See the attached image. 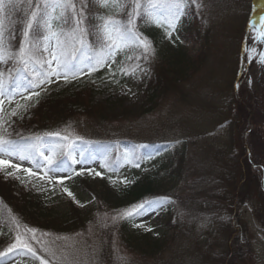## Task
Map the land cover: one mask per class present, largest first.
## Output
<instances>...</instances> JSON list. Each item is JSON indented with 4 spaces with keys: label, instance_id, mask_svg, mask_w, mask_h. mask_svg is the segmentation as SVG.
<instances>
[{
    "label": "rangeland",
    "instance_id": "obj_1",
    "mask_svg": "<svg viewBox=\"0 0 264 264\" xmlns=\"http://www.w3.org/2000/svg\"><path fill=\"white\" fill-rule=\"evenodd\" d=\"M196 1L197 4L202 2V0ZM35 2L36 0H33V6ZM141 2L145 3L146 0H141ZM74 3L77 10L83 8L84 19L81 26L88 29L84 36L86 46L81 51L76 52L72 61L74 65L83 71L75 73V79H73V73L69 72L68 80L65 81L63 78L65 70L62 68L57 69L60 73L59 79L51 76L48 78L51 83L45 80L44 84L36 88L29 87L25 78L11 81L7 71L9 68L20 67L18 73L23 75L26 72L33 74L48 71L43 62L51 59L50 53L43 51L44 41L42 38H36L34 33L33 40L40 48V52L36 54L35 59L40 60L41 63L32 60L25 67L15 57L6 63L0 62V72H3L0 79L3 81L4 92V95L0 96V101H3V104L0 105L3 109L0 112V118H2L0 119V136L5 137V135H1V131L9 127L8 120L13 117L18 119L16 125L22 123L19 128L20 133H23L22 135H34L33 129L45 126V117L53 115L49 111H59L56 106L50 104L42 107L44 111L40 112L37 109L33 112L40 98L49 96L53 98L57 96L65 97L78 90L81 85L93 81L86 67L88 62L81 63L85 56H95L101 48V44L97 41L95 35V29L92 26L100 24L101 17L107 15L126 22L127 13L131 11V0H117L115 5L109 3L108 7H102L96 0H74ZM248 3L249 0H235L233 7H237L239 10L242 9L245 13ZM42 6L43 0H41ZM207 7L209 8L211 5H207ZM49 10L52 12L51 9ZM190 10V7L186 9V15L182 16L177 22L170 37L166 34L167 31L159 32L156 23L150 27H145L147 22L144 16L136 17L134 23L135 30L148 39L152 49H156V46L161 44L162 48L171 46L176 53L181 50L180 55L177 57L188 65L189 74L196 72L195 79L201 80V82H196L198 84V86L195 85L198 90H195L196 95L194 97L189 95L186 99H177L170 90L163 94L159 101L158 99L151 100L148 81L144 78L147 65L143 63V58L147 55V58L150 59L153 52L150 51L145 54L140 46L134 45L139 48L140 53L134 55L132 53L124 54L126 50H130L128 47L118 52L115 57L110 58L105 65H111L113 69H116L119 65L118 69L136 68L134 74L125 75L124 77L123 75H117L115 79L106 77L97 82L93 81L88 85V91L84 94V98L90 101L93 98V100L85 106H77L73 109L75 111L67 114L66 120L61 124L63 134L60 136L59 144L70 142L73 145L72 143L80 138H97L100 140L131 138L143 142L150 140L168 141L169 138L178 136L177 139L186 143L185 153L188 154V160L190 157L192 159L186 163L188 166L183 169L181 179L177 180L179 185L176 188L163 187V190L169 189L176 192L181 200L184 196L192 197L198 202L206 204L205 208L215 206V213L220 216L217 221L223 226L221 229L214 222L205 224L204 222L208 217L207 211L200 213L201 217L205 218L202 223H196L199 234L197 243H199L200 253H203L202 260L197 262L191 256L190 258L188 256V259H184L185 256H179L183 252L177 250L178 243L189 241V237L179 230L180 227H188L184 223L178 228L175 241L171 242L172 235L176 231L166 226V222L173 216V212L177 214L174 223L178 221L179 215L182 218L185 216L183 214L187 206L183 200L182 203L174 202L170 206L171 209H168L162 216L158 215L156 210H144L143 213L137 215L136 223L130 226V230H134L137 234L149 232L153 239H159L160 243H163L162 248L166 249L163 251V255L149 259L144 258L138 252H130L123 238H120L122 214L141 203L110 207L105 204L100 205L102 198L99 197L100 200H97V204H92V195L84 192L78 182L81 177L91 179L94 182L95 191L101 185L115 188L122 184H131L136 180H142L145 175L156 178L159 172L157 168L160 164L158 158L155 157L149 161L140 160L142 162L137 163L139 159H132V154L127 152L129 149L123 145L116 163H113L114 155L104 163L102 158L82 155L80 150L74 148L72 161H60L58 163L59 170L52 171L43 166L44 161L38 154L36 159L40 161L39 165L31 161H19L16 156L9 157L6 153H0L3 159H11L13 163H20L22 166L21 170L11 177L7 176L5 171H0V175L5 180H16L15 189L17 194L27 192L37 195L44 209L54 215L66 214L72 200H76L80 206H87L89 210L88 224L79 230L61 234L38 229L34 233L31 231L16 233L14 242L19 234L22 240L30 245L35 254L24 247H17L8 252L7 250L12 244L10 243L6 251H1V253L8 252L6 253L8 255L0 258V264H42L41 259L38 257L43 255L36 253L37 246L51 257L49 260L43 258L47 264H56L57 260L58 264H100V252L103 244L107 241L113 242L114 254L118 257L119 264H187L190 260L193 264L195 262V264H264V191L259 179L261 177L258 174L259 171L257 173L256 168L248 164L247 158L244 157V149H237L236 151V155L239 156L237 158L239 164L236 163L238 183L231 184L230 187H226V184H224L225 192L222 193L223 197L221 199L219 196L222 194L218 196L219 193L217 195L213 193L221 184H198L202 179L201 176L204 175V168L199 167L198 169V166H195L193 162L202 158L201 161H205V165H210L212 172L216 170L220 173H226V168L229 166L224 164V159L213 158L211 155L210 148L214 145L218 146L221 142H226L228 136L220 137L219 133H216L215 123H211V120L208 121L207 119L211 111L210 109L201 110L202 102L199 98L203 96V93H206L207 84L211 79L216 76L219 77L224 72L226 73L231 62L238 60L237 47L240 45V34L230 39L233 24L232 14L229 15L227 21L226 19L223 21L220 8H209V15L206 11L204 14L197 12L198 19L203 23H207L204 27H198L194 11L192 10V14H190ZM30 11L27 0H0L3 39L5 46L10 51L18 50L20 44L24 41L23 31L26 19L30 16ZM62 11H64L65 16L71 14V9L67 11L62 9ZM95 15L98 16L97 19L94 18ZM53 19L51 21L53 30L59 31L58 27L53 25ZM69 26L72 27L73 25L70 24ZM221 27L223 28L221 29ZM10 29L12 31H9ZM259 29L252 30L251 40L257 36ZM37 31L43 35L48 34L42 23ZM11 36H14L13 40ZM160 36L164 37L163 40L159 39ZM262 39L264 41V37ZM226 40L227 42H225ZM47 46L49 48L55 47V41L49 42ZM229 47L230 50L236 47V51L228 52ZM76 48L79 49L80 45L77 44ZM252 48H255V46H252ZM263 48L261 45L260 54L264 53ZM203 52L205 58H203ZM254 54H257V50L252 53V55ZM252 55L247 56V59L251 58V62L245 78L247 82L243 87L245 91L243 90L242 93L246 100L245 104L248 105V101L254 99L255 109H259L260 113L258 111V114L256 113L251 118L247 116V120H250V124L247 123L249 132L256 130V123L264 117V60H261L260 56L253 58ZM127 56H130L131 59L134 56L136 58L135 62L129 64L128 61L131 59L124 60ZM113 60L115 62H112ZM52 67H55L54 63ZM30 78L36 80L34 75ZM205 78L208 80L206 81ZM36 82L38 83V81ZM217 83L219 84V81ZM183 84H188V81L184 80ZM14 89L16 94L10 95ZM203 89L204 91H202ZM34 92H39V96L32 95L31 99H27L30 93ZM179 93L182 94L184 91L182 90ZM18 103L24 107L16 109ZM245 104L244 106H246ZM13 109L17 111L15 116L11 115ZM246 110H249L248 106ZM199 111L201 112L199 113ZM31 115H34L33 119H29ZM184 116H192V118L187 122ZM23 120L26 122L24 125ZM202 133H205V135H202ZM65 136L68 137L67 140L63 139ZM189 137H193L192 142ZM247 138L252 139L251 136H244L240 140L246 143ZM34 140L27 137L21 141L13 142L17 145H26L34 142ZM256 140L252 145L255 155L262 157L264 148L261 149V142L258 139ZM39 148L45 155L51 154V147L48 144H40ZM137 164L139 167L136 166ZM132 166L134 167L132 168ZM29 167L34 172H38L39 175L29 177L23 171L24 168ZM52 168L56 169L57 165H53ZM7 171H13V169L9 168ZM96 173L101 175H96ZM40 177H43V179ZM207 180H218V177L212 173ZM65 188L73 195L69 196L64 191ZM159 190L161 194H164L161 188ZM168 203L166 201V205H169ZM113 217H116V219L113 220ZM192 228H194V225H192ZM33 237L35 238L33 239ZM194 237L196 236H192V241H194ZM200 255L202 256V254Z\"/></svg>",
    "mask_w": 264,
    "mask_h": 264
},
{
    "label": "trees",
    "instance_id": "obj_2",
    "mask_svg": "<svg viewBox=\"0 0 264 264\" xmlns=\"http://www.w3.org/2000/svg\"><path fill=\"white\" fill-rule=\"evenodd\" d=\"M234 1L235 0H202V2L198 4L197 1L194 4L190 3L193 5V11L196 12L195 18L197 19L196 22L198 27H204V25L207 23H203L200 19H198L197 12L204 14L205 11L208 12L209 8L217 7V9L220 8V15L222 16L223 21L225 19L227 21L229 15L232 14L233 24L230 39H232L234 36H239L241 28L246 22L247 17L242 9L239 10V8L233 7ZM254 1L255 0H250L251 4H253ZM206 4L208 6L211 5V7L208 8ZM90 9L93 10L92 7H90ZM61 10V8H56V10L53 12V25L57 27H63L65 31H69L71 26L65 28L64 20L60 18L62 13ZM97 17L98 16L96 15L94 16L95 19H97ZM145 20L147 22L145 27H150L154 24L153 21L147 20L146 18ZM226 26L227 24L224 27L225 29ZM159 27V32H163L162 30H171L166 28V26ZM222 28L223 27H221V29ZM9 31H12V29ZM11 37L13 40L14 36ZM163 38L164 37L161 36L159 37L161 40H163ZM225 42H227V40ZM238 48L239 47H237V52ZM129 49L130 50H128V53H132V55L140 53L137 46L131 45L129 46ZM234 50L236 51V47L231 50L229 47L228 52H235ZM180 53L181 50L176 53L172 50L171 46L162 48L161 44H158L156 49H154L150 59L143 58V63L147 65H144L147 67L145 79L148 81V90L151 100L158 99L159 101L161 96L170 90L177 99H186L189 95L193 97L196 95L195 90H198L195 88V85L198 86L196 82H201V80L195 79L196 72H192L191 74L188 73L190 70L188 65H186L183 60L177 57L180 55ZM203 58H205L204 52ZM135 60L136 58L133 56V59L129 60V62L134 63ZM237 64L238 60L236 59L231 62L230 66H228L226 73L224 72L219 77L216 76L213 78L214 80L211 79V81L207 84L206 93H203V96L199 98V100L202 102V105L200 106L201 110L203 109V111H206L210 109L211 111V114L209 113L207 119L208 121L211 120V123H215V129L217 131L216 133H219L220 137L228 136L226 142H221L218 146L214 145L210 148L213 158L224 159V164L229 165L228 168H226V173L216 172V170H213L212 172L210 165H205V161H201L202 158H199L198 161L195 159V161H193L195 166H198V169L199 167L204 168V175L201 176L202 179L200 183L198 182V184H221L219 188L213 191L214 195L219 193L218 196L225 192V189L223 188L224 184H226V187H230L231 184L238 183V178L236 175V163L239 164L237 159L239 156L236 155V151L237 149H242L240 137L242 134L248 131L247 110L244 105L237 100L234 93L233 85L238 71ZM105 76L107 75L100 67L93 71L91 75L95 82ZM185 76L187 77L186 79ZM205 79L206 81L208 80L207 78ZM184 80L188 81V84H183ZM217 81H219V84ZM91 83L93 82L81 85L82 87L80 86L78 90L65 97L57 96L56 98H53L49 96L42 98L36 105V108L33 112L37 111V109L38 111L40 110V112L44 111L42 107L50 104L56 106L59 111H49V113L53 115L50 117H45V126L36 127L33 129L34 135L32 138L48 137L50 140L55 138L56 142L58 137L48 136L47 133L59 132L63 134L61 124L66 120L67 114L71 111H75L73 109L77 106L82 107L90 104L93 98L91 101L86 100L84 98V94L88 91V85ZM243 86L240 88L239 93L246 103L244 94L242 93L244 90ZM182 90L184 93L180 94L179 92ZM202 91H204V89ZM252 100L253 101H248V106L252 109L253 117L256 113L258 114V111L260 113V110L255 109V101L254 99ZM200 112L201 111H199V113ZM33 118L34 115H31L29 119ZM185 118L188 122L192 116ZM10 119L8 120L9 127H6L3 129V131H1V135H5L4 139L13 141L15 139L27 137L28 135L24 136L22 135L23 133H20L19 131L22 123L16 125L18 119L14 117ZM252 121L254 122V120ZM22 122L23 125L26 123L24 120ZM256 124V130L249 132L247 136H251L253 140L247 138L246 144L250 146V149H252L253 162L255 164L260 163V165L264 167V155L262 154V157H260V155H255V151L252 146L255 141H257L256 139H258V141L261 142V149L264 148V117L260 118ZM202 135H205V133H202ZM177 138L178 136H174L169 138L168 141L150 140L148 144H143L142 146L138 145L142 143L137 140L129 138L121 140L125 143L134 144L133 148H135V153L138 157L145 155V157L149 158L150 155L157 154L160 164L158 169L159 172L156 178L147 175L144 176L142 180H136L132 184H124L115 188L101 185L96 191L94 190V182H92V180L82 178L80 180V185L84 192L92 195V204L94 205L97 204V200H100L99 197L102 198L100 205L105 204L110 207H119L125 204L133 205L135 203H143L144 201H151L157 198L167 197L169 205L166 206L165 202V206L155 209L161 216L168 211L174 202L182 203L183 200L187 206V208H185V213L183 214L185 216L182 218V216L179 215L178 221L174 223L173 221L177 219V214L176 212H173V216L167 220L166 226H169L172 230L176 231L172 235V243L177 237L178 228L181 226V224L184 223L185 226H188L185 228H179V230L185 236L189 237V241L179 242L177 245V250L183 252L179 256H185L186 258L183 257L184 259H188L187 257L189 256L190 258L191 256L194 260L199 262L203 258V253H200L199 243H197L199 234L196 223H202L203 219H205L201 217L200 213L207 211L208 217L206 222H204L205 224L214 222L217 227L221 229L223 226L217 221V218L220 216L218 213H215V206L212 205L210 208H205L206 204H202L192 197L184 196L181 200L180 196L176 192H173L169 189L163 190V187L176 188L177 185H179L177 180L181 179L183 169H186L188 166L186 163L190 162L192 159V157H190L189 161L187 156L188 154L185 153V150L187 149V146H185L186 143ZM189 138L192 142L193 137ZM85 139L86 138L77 139L75 143L77 147L83 151V153L92 152L93 154H97L99 156L103 155L101 151V145H105V142H100L97 144V141L91 142ZM116 140L118 139L107 140L108 144L111 145L110 149L118 148V146H115V144L112 143ZM53 144L55 145V143ZM212 173L217 175L218 180H207L211 177ZM258 174L259 176H263L262 172H259ZM255 175L259 177L257 174ZM15 183L16 180H4L3 177L0 176V252L6 251L8 245L14 242V235L18 232L28 233L30 232L28 229L35 228L38 230L54 232V234H61L79 230L88 224L87 221L89 219V210L87 209V206H80L78 205V202L72 200L70 203V208L66 214L54 215L52 212H48L44 209V206L37 195H32L27 192H20L17 194ZM196 187L199 188L197 185ZM159 188L163 190L164 194L160 193ZM222 197L223 194L219 196L220 199ZM145 208L149 210L147 206ZM153 208H155V205H153ZM136 217V215H133L131 217L122 218V231L120 238H123L124 242L126 243V247L130 252H138L141 256L148 259L151 257H161L163 255V251L166 249L162 248L163 243H160L159 239H153L149 232L137 234L134 230H130V226L136 223ZM192 225H194V228H192ZM193 235L196 236L194 237V241H192ZM35 251L37 254L39 253L43 255L44 257H41L47 260L51 258L38 246L36 247ZM114 251L115 249L113 242H105L100 252V264H119L118 257L114 254ZM200 254H202V256ZM55 263L58 264V260ZM187 264L193 263L190 260V262H187Z\"/></svg>",
    "mask_w": 264,
    "mask_h": 264
},
{
    "label": "snow or ice",
    "instance_id": "obj_3",
    "mask_svg": "<svg viewBox=\"0 0 264 264\" xmlns=\"http://www.w3.org/2000/svg\"><path fill=\"white\" fill-rule=\"evenodd\" d=\"M27 2L31 11L30 16L27 17L25 22L23 31L24 41L20 44L18 50L10 51L9 48L5 46L3 39V22L0 21V62L6 63L8 60L15 57L23 63L25 67H27L28 62L32 60H35L36 63H41L40 60L35 59L36 54L40 52V48L33 40V34L35 33L36 38L43 39L45 45L43 51L49 52L51 59L43 62V64L47 66L48 71L43 73H33L36 80H33L30 77H25L29 87H40V85L45 83V80H48V82L51 83V80L48 79L51 76H55L59 79L60 73L57 69L61 68L65 70V74L63 76L65 81L68 80L69 72L73 73V79H75V73L82 72L83 70L74 65L72 61L75 58L76 52L81 51L86 46L84 36L88 31V29L81 26L84 19L83 8L77 10L74 0H43L42 7L41 0H36L34 6L33 0H27ZM96 2L102 7H108L109 3L115 5L117 0H96ZM195 2L196 0H188V3L194 4ZM56 8H61L65 11L71 9L70 15L65 16L64 11H62L60 17L64 20L65 28H68L70 24L73 25L69 31H65L64 29L59 31L53 30L51 23L53 19L52 12H54ZM185 8L186 0H146L145 3H142L141 0H131V11L127 13L126 22L115 19L111 15H107L101 17L100 24L92 26L95 29V35L97 37V41L101 44V48L95 56H85L81 63L87 61L88 63L86 64V67L88 68V72L91 73L92 71H95L97 66L103 67L110 58L115 57L118 52L123 51L131 45L140 46L145 54L150 51L154 52V49H152L151 43L148 39L135 30V18L138 16H144L147 20L153 21L159 26H166V28L175 30L177 22L182 16L186 15ZM49 9H51L52 12H50ZM41 23L47 29V35H43L37 31ZM166 34L169 37L172 35L171 32H166ZM260 36L264 37V31L260 32ZM53 40L55 41V47L49 48L47 45ZM77 44L80 45L79 49L76 48ZM144 58L147 59V55H145ZM129 59H131V57H129ZM260 59L264 60V53L260 54ZM112 62L115 61L113 60ZM53 63L55 64V67H52ZM137 67H139V65H137ZM7 71L9 75H11L15 69L9 68ZM120 71H122L125 75H131L134 74L136 68L127 70L121 68ZM2 76L3 72H0V77ZM41 76H43V78H41ZM36 81H38V83ZM17 87L19 88L20 86L18 85ZM15 94L16 90L14 89L10 95ZM2 95H4L3 81L0 79V96ZM32 95L39 96V92L30 93L27 99H31ZM2 104L3 101H0V105ZM21 107L24 106L19 103L16 105V109ZM16 109H13L11 115H17ZM2 111L3 109L0 107V112ZM47 135L60 137L61 133L54 132L47 133ZM35 139L38 142L43 141V137H36ZM63 139L67 140L68 137L65 136ZM0 153H6L9 157L16 156L19 161H31L39 165L40 161L36 159V155L38 154L44 161L43 166L48 168L49 171L59 170L58 162L55 159V151H53L50 155H45L44 152L40 151L39 146L34 143L17 145L15 142L6 140L3 136H0ZM53 165H57V168L53 169ZM136 166L139 167L138 164ZM21 167L20 163H13L11 159L6 160L0 156V171H5L7 176H14L16 172L21 170ZM9 168L13 169V171H7ZM23 171L29 177L39 175L38 172H34L30 167L24 168ZM96 175L101 174L96 173ZM16 178L19 179L18 176H16ZM40 178L43 179V177ZM60 182H62V180H60ZM64 191L67 192L69 196L73 195L66 188ZM167 200V197H162L151 201H144L141 204L133 206L131 210L124 212L121 218L131 217L134 214L139 215L146 206L152 210L162 208ZM153 205H155V208H153ZM115 219L116 217H113V220ZM28 231L34 233L36 229H28ZM34 238L35 237H33V239ZM17 247L27 248L30 252L34 253V250L28 243L22 240L19 234L16 236L15 242L9 246L7 251L11 252ZM5 254L6 253H0V256ZM38 258L41 259L42 264H47L43 257Z\"/></svg>",
    "mask_w": 264,
    "mask_h": 264
}]
</instances>
